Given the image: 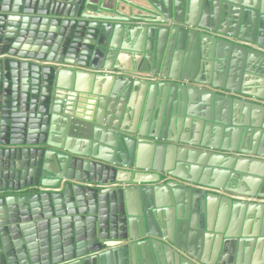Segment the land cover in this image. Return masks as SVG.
<instances>
[{"label": "water", "instance_id": "1", "mask_svg": "<svg viewBox=\"0 0 264 264\" xmlns=\"http://www.w3.org/2000/svg\"><path fill=\"white\" fill-rule=\"evenodd\" d=\"M0 264H264V0H0Z\"/></svg>", "mask_w": 264, "mask_h": 264}]
</instances>
